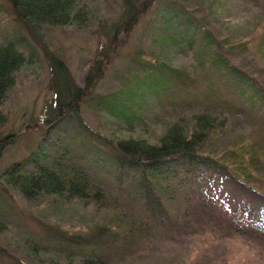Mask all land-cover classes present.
<instances>
[{
	"label": "trees",
	"instance_id": "16d2710c",
	"mask_svg": "<svg viewBox=\"0 0 264 264\" xmlns=\"http://www.w3.org/2000/svg\"><path fill=\"white\" fill-rule=\"evenodd\" d=\"M4 1L49 63L50 81L39 119L51 129L72 116L77 131L70 140L73 145L64 143L61 151L56 144L60 137L48 145L41 140L24 159L7 166L0 181L27 199L47 193L54 198L103 206L102 217L93 216L79 229L60 223L61 227H47L57 240L55 258L61 255L70 261L68 264L73 260L75 264H127L128 256L143 255L142 246L160 238L162 212L173 211L176 217L181 212L184 222L192 220L195 212L208 215L205 206L210 205L205 195L211 188L224 186L239 191V207L243 208L236 210L240 213L249 205L246 198L264 204V115L260 114L264 110V71L253 69V63L264 68L260 65L264 63V37L256 35L264 18V0H123L121 15L113 25L115 42L118 34L131 30L139 19L147 23L154 14H161L165 19L161 22L175 30L171 34L165 27L153 31L157 35L162 32L164 38L171 35L169 40L185 47L181 51H189L196 64L176 67L170 55L162 60L158 56L146 59L152 54H144L142 45H137L141 52L133 54L132 62L118 73L117 85L102 96L94 95L93 87L107 68L109 56L127 41L124 34L115 50L110 43L97 50L102 56L95 59L84 83H80L56 53L37 42V37L39 27L44 25L86 24L91 11L88 3ZM236 9L249 13L251 20L243 25L231 24L228 17ZM32 60L15 41L0 44V103L15 83L17 71ZM82 104L96 123L82 118ZM222 110L254 114L248 122L251 132L244 134L234 128V123L226 124L218 115ZM150 113L162 115V132L153 140L134 135L137 131H153ZM103 123L113 131L123 128L133 133L112 137L105 133ZM18 134L0 135V156ZM124 178L134 182L132 192L148 203L147 212L125 209L108 198V181L116 182L117 187ZM258 212L256 218L238 213V217L220 219L239 234L264 239V209ZM5 227L0 217V232ZM163 258L165 264L169 258ZM42 259L39 264L50 263ZM189 264L209 262L201 256Z\"/></svg>",
	"mask_w": 264,
	"mask_h": 264
},
{
	"label": "rangeland",
	"instance_id": "374dc122",
	"mask_svg": "<svg viewBox=\"0 0 264 264\" xmlns=\"http://www.w3.org/2000/svg\"><path fill=\"white\" fill-rule=\"evenodd\" d=\"M84 1L88 3L91 10L86 24L81 26L75 23L59 26L44 25L39 27L40 35L37 37V42L43 43L48 50L56 53L65 66L67 65L66 67L74 78L78 82L84 83L86 72L95 59L102 56L97 53V50L104 49L108 43L111 44L112 50H115L119 42L123 41L121 37L124 34L127 41L118 45L116 53L109 56L107 68L93 87L94 95L102 96L105 92L111 91L113 85H117L118 73L122 68L125 69L123 66L132 62L133 54L141 52V47L144 54H152L147 55L146 59H155L158 56L162 60L164 55H170L169 60L176 67L196 64L189 51H181V48L185 47L180 48L181 45L177 46L176 41L174 43L169 40L171 35L164 38L162 32L157 35L156 31H153L165 27L169 30L168 34H171L175 30V28H171V25L161 22L165 21L161 18V14L160 16L154 14L147 23H143L142 18L139 19L131 30L118 34L115 42L112 35L113 25L121 15L123 0ZM2 4L4 7H0V44L9 40L15 41L33 60L17 71L15 83L0 103V135L19 132L15 140L8 143L1 153L0 179L1 172L7 166L24 159L38 147L41 140L48 145L54 141L53 138L60 137L56 144L60 148L58 151H61V145L69 143L77 131L76 122H72L75 121L72 116L51 129L45 127L42 120L39 119L48 92L47 85L50 81L49 63L43 52L38 50L39 45L36 44V41L29 38L24 25L14 17L11 9L5 6L4 0H0V6ZM213 6L219 9L216 2H213ZM225 17L223 25L228 23ZM249 19L251 20L249 13L238 9L228 17L231 24L234 22L236 26L248 23ZM256 35L264 37V18L261 25L258 26ZM174 36V40H176V35ZM151 37L156 40L151 41ZM159 39H162L165 44L160 43ZM137 45L142 46L139 48ZM249 47L252 49L253 43ZM157 53L159 55H156ZM256 59L261 62L259 57L256 56ZM253 65L254 71H264V68L257 64L253 63ZM260 65L263 66L264 63ZM108 106L110 105H107L106 109ZM80 108V115L83 119L93 120L96 123L86 105L82 104ZM158 109L157 106L156 110ZM263 111L260 112L261 115H264ZM150 114L149 120L154 128L152 132L145 130L133 133L123 128H120L121 131L119 128L113 131L107 123H103L102 126L105 133L111 134L112 137H123L133 133L139 137L153 140L162 132L163 126L161 127L160 124L162 115ZM218 115L225 118L226 124L234 123V128L240 129L242 133L249 134L251 132L252 125L248 122L255 116L254 114L250 116L248 113L222 110V114ZM120 121L122 122V120ZM27 126L28 129H26ZM225 133L232 134L233 130L228 132L225 130ZM69 145L71 146L73 143ZM108 182L110 184L107 189L109 199L120 203L125 209L147 212L149 205L143 198H138L132 192L135 184L131 179L124 178L123 182L117 184V187L115 186L116 182L110 180ZM204 186L207 185H201V187ZM205 196L209 199L207 202L210 205V207L205 206L209 211L208 215L195 212L192 220L184 222L181 212L178 217L174 215L173 211L162 212V222L158 225L160 238L155 237L152 241L144 244L142 246L144 248L143 255L128 256L125 259L128 260L127 264H162V261L165 260L164 256L169 258L166 259L165 264H189L201 256L205 257L209 264H264V239H259L250 233L239 234L232 228H228L220 219V217L223 219L238 217V213L259 217L258 210L264 209L262 201L256 203L244 197L249 201V205L240 213L236 209L243 208L239 207L242 195L235 189L224 186H221L220 189L211 188ZM102 207V205L96 207L93 203L85 200L54 198L47 193L27 199L15 188L0 181V217L6 225L5 229L0 232V264H23L22 262L39 264L42 257V260H49L50 263L47 264H68L70 261L65 260V257L58 254L57 258L53 256L57 253L55 250L57 240L50 235L51 230L47 227H61L60 223L79 229L93 216H101ZM151 242L154 243L151 244ZM50 259H53L54 262ZM75 263L76 261L73 260V264Z\"/></svg>",
	"mask_w": 264,
	"mask_h": 264
}]
</instances>
